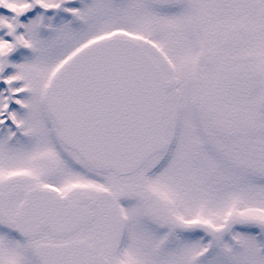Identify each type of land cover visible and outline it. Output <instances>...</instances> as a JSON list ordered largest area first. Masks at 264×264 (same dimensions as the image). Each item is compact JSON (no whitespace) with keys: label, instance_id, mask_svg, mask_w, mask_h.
Segmentation results:
<instances>
[{"label":"snow or ice","instance_id":"1","mask_svg":"<svg viewBox=\"0 0 264 264\" xmlns=\"http://www.w3.org/2000/svg\"><path fill=\"white\" fill-rule=\"evenodd\" d=\"M0 264H264V0H0Z\"/></svg>","mask_w":264,"mask_h":264}]
</instances>
